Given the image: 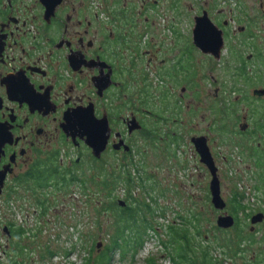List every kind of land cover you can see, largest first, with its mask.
<instances>
[{
	"label": "rangeland",
	"instance_id": "374dc122",
	"mask_svg": "<svg viewBox=\"0 0 264 264\" xmlns=\"http://www.w3.org/2000/svg\"><path fill=\"white\" fill-rule=\"evenodd\" d=\"M204 1L158 0L155 4L154 0H150L142 7V0H91V9L99 13L103 20L112 21L113 24L109 25H113V29L149 32V48L157 54V47L164 48L158 54L156 63L159 65L160 60L165 59L164 66H167L178 60V50L182 49L183 44L188 50L191 49L193 17L199 14ZM217 1L209 6L208 11L215 16L216 12L223 9L222 16L229 20L230 34L226 42L229 50L223 52L225 59L209 63L208 58L202 57L194 49L196 60L188 58L190 63L187 62L186 67L190 65V70L196 72L185 69V77L170 75L169 79L166 78V84L161 83L164 78L150 72L148 82L152 97L159 96L163 87L168 86L172 95L170 100L185 95L182 103L185 113L175 117L176 122L169 119L161 121V124L140 116L146 128L159 135V140L154 143L145 140L139 132L134 135V159L140 174L150 176L144 185L154 187L147 189L150 193L143 190L136 172L134 196L140 200L146 199L153 205L157 229L148 230L144 247L135 258L128 255L121 259L116 251L112 264H147L149 257L155 260V264H175L172 257H176L180 264H202L204 250L209 252L208 258L213 257L217 264H264V222L248 238L251 233L247 216V213H259L264 209V197L261 200L260 193L254 188L253 166L248 161H242L244 157L239 154L245 151L235 143H242V138L237 134L249 123L246 117L252 113L251 105L256 106L259 102L264 105V98L258 99L253 95L255 89H264V6L261 7L259 0ZM123 8L125 14H122ZM239 26L245 27L244 31L250 29L257 34L254 47L257 45L262 48L263 60L256 56L250 46L252 42L247 41L248 45L240 42L243 41L242 36L235 34ZM167 49L171 50L168 52ZM231 50L235 53L234 57L231 56ZM249 56L248 69H252L253 74H262L263 81H254L252 86L235 78L232 75L234 71L230 73L224 68L229 61L234 66H231L232 69L236 70L239 59ZM136 81L142 85L140 78H136ZM234 85L237 90L232 91ZM216 94L219 101L213 99ZM156 104L159 105L158 100ZM214 106L218 108V113L212 111ZM147 109H152V105ZM212 122H216V125L211 126ZM205 134L210 135L212 150L218 154V175L222 196L228 204L226 210L231 212V200L237 192L244 194L243 203L249 207L247 212L239 211L237 225L229 229L223 230L217 226V217L221 212L213 207L209 196L212 176L209 169L201 164L191 141V137ZM169 135L176 137L174 143H170ZM222 156H227V160ZM105 160L111 165L113 156L108 155ZM92 173V170L86 171L87 175ZM17 188L20 198H15L17 200L13 204L0 202L3 217L0 223L1 262L14 264L16 260L17 264H83L89 258L97 261L99 253L110 240L112 220L104 215L99 221L96 220L97 213L89 200L91 198L83 195L77 184H72L66 191L51 190L48 198L52 206L48 214L41 218L34 212L39 207L31 191ZM116 191L123 198L124 186L118 187ZM152 196L157 202L152 201ZM8 220L27 229L20 239V244L25 247L20 256H16L12 243H9L7 253L4 252L7 240L3 223ZM170 226H174L175 230L171 231ZM184 233L189 242L181 237ZM98 243L100 247H96ZM48 250L55 251L57 255L48 257ZM70 250L73 252L68 254Z\"/></svg>",
	"mask_w": 264,
	"mask_h": 264
},
{
	"label": "flooded vegetation",
	"instance_id": "af4514ba",
	"mask_svg": "<svg viewBox=\"0 0 264 264\" xmlns=\"http://www.w3.org/2000/svg\"><path fill=\"white\" fill-rule=\"evenodd\" d=\"M142 1L144 7L150 0ZM216 1H204L199 14L193 17V28L195 18L207 11L211 21L223 32L224 46L220 56L203 53L197 48L193 43L192 29L191 49L183 44L178 50V60L164 66L165 59H161L159 65L156 63L158 54L164 48L157 47L158 54L149 48V32L113 29V25H109L112 21L103 20L99 13L92 11L91 0H60L53 10L51 7L48 9L42 0H0V130L7 135L0 155V172L7 171L0 202L14 203L15 198H20L17 187H23L19 183L35 170L57 169L74 176L75 173L86 174L87 170L94 172L100 165L119 172L129 167L133 169L134 135L142 130L130 131L134 117L143 128L145 121L140 119L141 115L152 119L155 124H161V121L169 119L176 122L175 117L185 113L182 106L185 95L170 100L172 95L168 86L163 87L159 96L152 97L148 82L150 72L164 78L162 84H166V78L171 76L185 77V69L196 72L190 70V65L186 67L188 58L196 60L194 49L208 58L209 63L225 59L223 52L229 50L226 42L230 25L229 20L222 16L223 9L215 16L208 11ZM259 1L263 7L264 0ZM154 2L157 4L158 0ZM244 30L245 27L239 26L235 34L242 36ZM234 54L231 50V56L234 57ZM239 62L236 70L232 69L229 61L224 68L230 73L234 71V75L243 67V59ZM134 77L147 78L151 94L147 107L141 110L137 92L139 83H135ZM217 95L213 99L219 101ZM254 96L264 98V95ZM151 105L152 109H147ZM90 110L95 118L107 119L110 128L106 149L100 157L94 156L83 131L75 125L77 115ZM212 111L219 112L215 106ZM246 118L249 123L237 134L242 143H235L245 151L239 153L244 157L242 161H248L254 168L255 185H264V131L254 130L250 114ZM214 125L216 122L211 123V126ZM197 136L207 137L217 165L218 154L212 150L210 135ZM108 155L113 156L111 165L105 160ZM222 158L227 160V156ZM260 195L263 200L264 191ZM34 212L43 217L41 209ZM261 212L264 213V209ZM257 213L248 217L251 234L259 230L264 222L263 219L252 224L251 219ZM2 220L0 211V223ZM18 227L21 229L23 226L9 220L3 223L7 240L5 253L9 243H13ZM262 249L264 253V237ZM0 264L4 263L0 261Z\"/></svg>",
	"mask_w": 264,
	"mask_h": 264
},
{
	"label": "trees",
	"instance_id": "16d2710c",
	"mask_svg": "<svg viewBox=\"0 0 264 264\" xmlns=\"http://www.w3.org/2000/svg\"><path fill=\"white\" fill-rule=\"evenodd\" d=\"M124 12L125 9L123 8L122 14ZM242 38V42L244 44L246 43L248 45L247 41L252 42L250 43V46L255 50L256 56L263 60L262 48L257 45L254 47V40L257 38V34L248 29L242 33ZM241 59H243L244 62L243 67L238 71V73L234 74L235 78H239V81L241 80L248 86L254 85V81L257 80L260 83L263 82L261 77L262 74L257 72L253 74L251 72L252 69H248V59L243 57H241ZM135 80L136 78L134 77V81ZM140 80L142 85H139V88L137 89L141 103L139 110H141L143 107H147L150 99L149 95H151L147 85V78L144 77ZM231 90H237L236 86L234 85ZM251 107L253 108L250 116L255 127L254 130L262 129L264 131V105L260 104L259 102V104L256 106L251 105ZM258 132L259 131H256V133ZM139 133L143 135L145 140H150L154 143L159 140V135H157L154 130H148L146 126H144L142 130L139 131ZM170 136V143H174L176 138L173 137V135ZM96 168V171L90 175H86L85 173H75L74 176H68L57 169H51L44 172L35 170L31 172L30 177L23 179L19 185L25 190L31 191L34 202L37 204L39 209L42 210V215L45 216L46 212H48L52 206L48 198L50 191L53 189L66 191L71 187L72 184H77L83 195L87 197L89 196L91 198L89 200L90 202L92 201L93 209L97 213L98 219L96 220L99 221V218L103 215L106 216L107 219L112 220L111 228L113 231L111 232L110 240L105 245V248L102 250V252L99 253L97 261H92L89 258L88 260H85L83 264H112L113 254L116 251H118L121 255V259L126 258L128 255H131L132 258H135L144 247V244L147 240L148 230L156 231L157 229L154 222L156 210L153 205L146 201V199L140 200L134 196V188L137 186L135 175L138 173L137 178L140 180V187L143 190L154 189L153 186L147 187V185H144L146 179L148 177L150 178V176H147V174H140V170L135 159L133 171L131 170L132 168L130 169V167L127 168V170L121 172L117 171L115 168L113 170H109L107 166L104 167L102 165L96 166ZM121 183H123V185H119ZM120 186H124L125 188V195L123 196L124 199H122L126 203L124 206L119 204L121 199L116 191ZM254 188L258 193L264 191V185H255ZM147 192L149 191L147 190ZM244 197V194L237 192L231 200V214L236 217L237 222L239 211L244 210L247 212L249 208L243 203ZM154 200L155 199L152 196V201L154 202ZM155 202L157 201L155 200ZM163 213H165V211ZM251 214L252 213H247V216L249 217ZM170 230L174 231L175 227L170 226ZM25 232L26 229L23 227H21V229L18 227L14 232L12 245L15 246L16 256H20L24 252L25 247L20 244V239L24 236L23 234H25ZM176 232L178 233V231ZM251 235L252 234H249L248 238H251ZM181 237H183L185 241L189 242L186 233L181 234ZM73 250H70L67 253L71 254ZM47 253L48 257H53L57 254L52 250H48ZM208 254L209 252L207 250L203 251L202 264H217V262L213 261V257L208 258ZM172 258L175 264H180L176 257ZM13 263L17 264L16 260H14ZM146 263L155 264V260L152 257H149L146 260Z\"/></svg>",
	"mask_w": 264,
	"mask_h": 264
},
{
	"label": "water",
	"instance_id": "95a60500",
	"mask_svg": "<svg viewBox=\"0 0 264 264\" xmlns=\"http://www.w3.org/2000/svg\"><path fill=\"white\" fill-rule=\"evenodd\" d=\"M43 3L48 7L53 8L60 2V0H42ZM193 43L203 53L212 54L219 57L221 50L224 46V37L221 29L218 28L210 19L208 12L204 11L201 16L195 18V25L193 28ZM254 95L263 96L264 89H255ZM78 121L75 125L83 131L86 136L87 144L93 149V154L96 157H100L101 153L106 149L108 136H109V124L107 119L95 118L92 110L79 113L77 115ZM142 125L134 117V124L130 126V131L141 130ZM6 133L4 130H0V155L3 151L4 143L6 142ZM195 146L197 153L200 156L201 162L206 165L211 173V181L209 185V191L211 194V203L213 207L221 213L217 217V226L221 229L232 228L235 223V217L230 214L227 208V202L224 200L221 193V181L218 175V167L214 161L210 147L207 142L206 136H194L191 139ZM119 147V146H117ZM6 170L0 172V194L4 187ZM120 205H125L123 200L119 201ZM264 219V213H258L251 219L252 224L261 222ZM100 247V243L97 245Z\"/></svg>",
	"mask_w": 264,
	"mask_h": 264
},
{
	"label": "built area",
	"instance_id": "2783aa9c",
	"mask_svg": "<svg viewBox=\"0 0 264 264\" xmlns=\"http://www.w3.org/2000/svg\"><path fill=\"white\" fill-rule=\"evenodd\" d=\"M13 204V203H12Z\"/></svg>",
	"mask_w": 264,
	"mask_h": 264
}]
</instances>
